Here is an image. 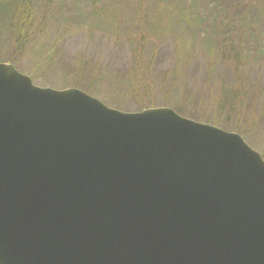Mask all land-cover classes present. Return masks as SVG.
I'll list each match as a JSON object with an SVG mask.
<instances>
[{
  "label": "water",
  "instance_id": "95a60500",
  "mask_svg": "<svg viewBox=\"0 0 264 264\" xmlns=\"http://www.w3.org/2000/svg\"><path fill=\"white\" fill-rule=\"evenodd\" d=\"M0 264H264V160L0 64Z\"/></svg>",
  "mask_w": 264,
  "mask_h": 264
},
{
  "label": "rangeland",
  "instance_id": "374dc122",
  "mask_svg": "<svg viewBox=\"0 0 264 264\" xmlns=\"http://www.w3.org/2000/svg\"><path fill=\"white\" fill-rule=\"evenodd\" d=\"M58 1L75 2L74 0H34L33 15L37 16L32 27L29 26L30 20H27L22 23L19 30L0 29V64L12 65L16 71L28 76L32 83L39 87L55 90L77 88L99 99L108 107L120 111L135 112L146 107L170 108L184 118L239 134L264 160V88L260 92L258 87L250 89L240 83V100L236 101L234 109L229 107L221 110L217 106V100L222 94L224 83L213 77L209 79L203 77L205 68L209 66V60V70H212L214 66L212 63L214 60L218 61L217 57L223 53L220 39L226 31L219 29L221 24L217 18L209 17L201 22L195 16H154V19L163 23L165 27L157 23L163 30H156V27L150 26L151 16H145L143 11L137 12L140 16L139 21L138 16H135L133 21L126 19L134 16H118L119 22L126 20L121 28L123 26L143 27L144 33H147V41L156 42L158 55L151 57L150 49L143 53L144 61L154 59L156 56L157 59L161 58V61L154 63L156 66L150 69V66L145 63L137 64L136 60L134 63L126 61L129 48L125 43L124 29L119 30V35L116 36L118 26H115L117 30L112 32L109 28H101V23L97 24V20L105 17L99 16V12L95 13L96 16H73V13L80 11L75 6L73 10H70V7L59 10L56 7ZM85 1L79 0L76 4L78 6L83 4L82 10L87 12L88 10L84 8H90ZM166 1L177 3L178 0ZM117 2V0L109 1L112 4ZM131 3L132 0H123L124 7L129 13ZM96 6L98 9L103 7L98 3ZM258 18V21L256 20L252 25L246 24L240 31V39L246 40L256 50L255 55L252 58V54L246 56L245 51H240V60L252 58L254 63L249 60L242 68L243 77L251 82L259 79L258 85L261 86L264 85V29L262 31L260 25H264V16H258ZM185 19L188 21L179 22ZM178 23H188L190 30L184 26L179 27ZM195 27L199 34L196 33ZM131 31L137 30L131 29ZM237 35H239L238 32H234L232 42L237 43L235 40ZM139 37L140 35L137 40ZM174 39L177 40L175 44ZM115 40L121 44L116 46ZM52 45H55L58 53L63 51L66 56L58 66L59 72L46 67V55L39 53V47L49 48ZM195 51L193 61L188 65L189 70H193L184 71ZM187 52L188 60L186 61L184 53ZM128 54L131 56V52ZM71 65L76 70L92 66L94 73L98 71L96 77L101 84L75 78L76 76L70 71L64 75L63 71L69 69ZM95 65H101L108 70L99 69ZM216 70L215 67L212 71ZM110 71H117L124 75L128 73L126 79L119 80L120 87L126 93L119 92L114 83L107 88L102 86V82L106 81ZM166 72L169 74H165ZM73 82H77L78 85ZM177 83L180 86L184 85L193 95L189 97L178 95ZM146 85L153 88L146 93L141 92ZM225 85L227 89L231 82L228 81ZM182 100L187 101L189 105Z\"/></svg>",
  "mask_w": 264,
  "mask_h": 264
},
{
  "label": "trees",
  "instance_id": "16d2710c",
  "mask_svg": "<svg viewBox=\"0 0 264 264\" xmlns=\"http://www.w3.org/2000/svg\"><path fill=\"white\" fill-rule=\"evenodd\" d=\"M75 2H63L58 1L56 7L60 10L65 7H70V10H73V7L75 6L80 12L74 14L73 16H90L94 15L95 13L99 12V16H105L102 20H97V24L101 23V28H109L110 31L114 32L117 30L115 26H118V31L116 33V36L119 35V30L124 29L123 34L126 37V45L129 48L128 53L131 52V56L127 53L126 61H129L131 63H134L136 60L137 64H146L147 66H150V69L154 66H156L154 63H159L161 61V58L157 59H150L149 61L143 60V53L150 49V53L152 54L151 57L158 55V49L156 42L153 40L147 41L146 36L147 33H144V28H140V26L137 27H131V26H123L121 28V25L126 20L133 21L135 16H138L137 12L143 11L145 16H151V27H156V30H163L160 26L165 28L163 26V23L158 22L156 19H154V16H195L197 17L201 22L205 21L209 17H215L219 20V29H223L226 31L224 34H222L220 39V44L222 46L223 53L217 57L218 61L214 60L212 64V70L217 68V70L214 72L210 69V60H209V66H207L204 70L203 77L204 78H216L219 81L223 82V89L222 94L219 96V99L217 100L218 107H220L221 110H224L225 108L234 109L236 105V101L240 98L241 89H240V83L244 85V87H248L250 89H253L254 87H258L259 91L261 92L264 88V85L259 86L260 80L257 79L256 81H250L246 78H244V74L242 72V68L247 65L248 61L251 60L256 50L251 47L250 44L246 40L240 39V31L245 27L246 24L252 25L256 20L258 21V16H264V0H178L177 3H171V1L166 0H132L131 7H130V13L126 7H124L123 0H117L118 2L115 4L109 3L110 0H86L87 5L90 9L84 8L88 10L85 12L82 10V6H78L76 2H79V0H74ZM144 2V3H143ZM102 4L103 7L98 9L96 4ZM7 8H4V7ZM143 6V7H142ZM33 7H34V0H5L3 2L0 1V16H6L4 18H0V29H13L19 30L22 23L30 20L29 26L32 27L34 25V20L36 19L37 15H33ZM135 9L133 10V8ZM107 9H109V12L106 13ZM134 11V13H132ZM56 16V15H55ZM60 16V15H59ZM72 16V14L70 15ZM118 16H134L132 18H127L124 22L118 21ZM143 16V14H142ZM200 16V18H199ZM140 16L137 17V20L139 21ZM188 21V19L185 20H179V22H185ZM158 23V24H157ZM240 24H242V27H240ZM174 28V24L172 25ZM179 27L184 26L185 28L190 30V25L188 23H178ZM192 27V26H191ZM131 29H135L137 31L132 32ZM260 29L263 31L264 25H260ZM197 34L200 32L196 30ZM238 32L239 35L236 36V42H232V37L234 32ZM264 32V31H263ZM110 33V32H109ZM195 34V33H194ZM138 35H140L139 39ZM175 40V39H174ZM177 42V40L174 41V44ZM121 43L119 41L115 40V45L118 46ZM217 49V47H215ZM220 48H218V51ZM199 50V49H198ZM204 50V49H203ZM255 50V51H254ZM189 51V50H188ZM240 51H245V55L249 56L252 54V58H245L243 60H240ZM39 53H43L46 55L45 58V66L50 68L51 70H58V66L60 62L66 57L63 54V51L57 52V49L55 48V45L48 47H39ZM61 53V54H60ZM185 54V60H188V52ZM196 54V51L191 56L189 62L186 64L187 68L184 71L190 72L193 69L189 70V64L193 61V58ZM207 54V52H206ZM60 55L57 59L56 57ZM184 60V61H185ZM57 61V64L55 62ZM195 61V60H194ZM230 61L228 64H225V62ZM208 62V59H207ZM252 63H254L251 60ZM97 68L106 69V67H103L101 65H95ZM56 68V69H53ZM67 71H70L73 73L78 79H84L89 80L93 82H98V84H101L100 80L96 77V74H98V71H95L93 67L87 66L86 68L78 69L76 70L73 65L69 67V69H65L63 71L64 75H66ZM111 73L106 76V81L102 82V86H105L106 88L111 84L114 83L119 92L126 93V91L120 87L119 80L120 79H126V76L121 74L117 71H110ZM126 73V72H124ZM165 74H169V72H166ZM164 76H167L165 75ZM182 74V72H181ZM246 75V74H245ZM249 77V75H247ZM69 77V76H68ZM230 79H227V78ZM71 78V77H70ZM74 78V79H75ZM227 79V80H226ZM230 81L231 85L226 87V83ZM175 82V81H173ZM75 85H78L77 82H73ZM74 86V85H73ZM177 86V94L184 97H189L193 94H190V92L185 88L184 85L180 86L179 83L176 84ZM232 86H235L233 89ZM142 87V86H141ZM243 87V88H244ZM139 88V86H138ZM153 86L146 85L141 92L146 93L149 89H152ZM169 89V88H168ZM167 89V90H168ZM166 90V91H167ZM118 92V93H119ZM132 92V91H130ZM168 94V92H166ZM240 100V99H239ZM142 101V100H138ZM184 101V100H182ZM186 104H188L187 101ZM177 103H179L177 101ZM189 105V104H188Z\"/></svg>",
  "mask_w": 264,
  "mask_h": 264
}]
</instances>
